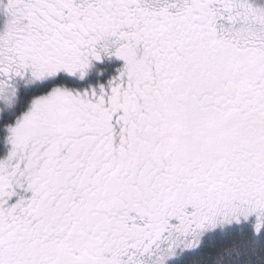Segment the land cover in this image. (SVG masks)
Returning <instances> with one entry per match:
<instances>
[{
  "label": "snow or ice",
  "instance_id": "1",
  "mask_svg": "<svg viewBox=\"0 0 264 264\" xmlns=\"http://www.w3.org/2000/svg\"><path fill=\"white\" fill-rule=\"evenodd\" d=\"M0 264H264V0H0Z\"/></svg>",
  "mask_w": 264,
  "mask_h": 264
}]
</instances>
